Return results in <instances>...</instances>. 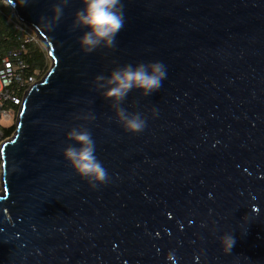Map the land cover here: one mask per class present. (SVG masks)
Returning a JSON list of instances; mask_svg holds the SVG:
<instances>
[{
    "label": "water",
    "instance_id": "95a60500",
    "mask_svg": "<svg viewBox=\"0 0 264 264\" xmlns=\"http://www.w3.org/2000/svg\"><path fill=\"white\" fill-rule=\"evenodd\" d=\"M2 1L51 67L1 146L0 264H264V0H123L117 47L91 54L78 44L87 29L69 30L81 0L54 31L40 21L55 0ZM153 61L167 78L151 96L129 93L123 107L149 120L127 133L92 81ZM86 111L112 177L96 190L62 156Z\"/></svg>",
    "mask_w": 264,
    "mask_h": 264
},
{
    "label": "clouds",
    "instance_id": "9594fccd",
    "mask_svg": "<svg viewBox=\"0 0 264 264\" xmlns=\"http://www.w3.org/2000/svg\"><path fill=\"white\" fill-rule=\"evenodd\" d=\"M21 6L31 0H18ZM70 0H55L50 11L51 17L42 16L41 23L49 31H54L64 15V9ZM82 7L74 13L70 31L87 29L78 38L80 51L91 54L98 49L115 50L116 37L126 22L123 0H81ZM167 78V67L161 61L139 62L135 65L124 64L113 68L109 75L98 74L92 81L93 90L110 101L115 122L127 133L138 135L148 126L149 116L145 113L130 112L123 107L130 92L138 90L143 97L158 92ZM158 116L156 108L151 109V118ZM74 120L84 123L75 124L66 133V139L72 143L62 149V156L74 173L87 183L90 189L108 185L112 177L102 161L96 155V142L87 126L96 120L92 111L76 114ZM111 121L113 117H108ZM244 219V218H243ZM224 253L229 254L236 243L232 233L218 237ZM167 260H173L169 252Z\"/></svg>",
    "mask_w": 264,
    "mask_h": 264
},
{
    "label": "built area",
    "instance_id": "2783aa9c",
    "mask_svg": "<svg viewBox=\"0 0 264 264\" xmlns=\"http://www.w3.org/2000/svg\"><path fill=\"white\" fill-rule=\"evenodd\" d=\"M15 27L23 33V45L13 50L3 58V67L0 69V151L7 140L5 131L13 127L17 121L20 107L27 93L42 80L41 70L30 71L29 65L22 58L25 46L35 44L43 48V43L34 31L25 24L17 23ZM46 74V73H45ZM2 172V159L0 153V176Z\"/></svg>",
    "mask_w": 264,
    "mask_h": 264
},
{
    "label": "trees",
    "instance_id": "16d2710c",
    "mask_svg": "<svg viewBox=\"0 0 264 264\" xmlns=\"http://www.w3.org/2000/svg\"><path fill=\"white\" fill-rule=\"evenodd\" d=\"M17 23L23 24L16 18L12 8L0 0V69L3 67V58L23 45V33L15 27ZM25 48L22 58L29 65L30 71L38 69L44 72L47 68V55L43 48L33 43L26 45ZM15 131V126L6 130L5 139H9Z\"/></svg>",
    "mask_w": 264,
    "mask_h": 264
},
{
    "label": "rangeland",
    "instance_id": "374dc122",
    "mask_svg": "<svg viewBox=\"0 0 264 264\" xmlns=\"http://www.w3.org/2000/svg\"><path fill=\"white\" fill-rule=\"evenodd\" d=\"M4 3H6V2H4ZM7 4V3H6ZM8 5V4H7ZM43 47V50L46 52V55H47V68H46V70L43 72V76L45 75V73L49 70V68L51 67V59H50V57L48 56V53H47V50H46V48H45V46L43 45L42 46ZM16 124H17V121H15L14 122V124H13V127L15 126L16 127ZM13 136V135H12ZM11 136V137H12ZM10 137V138H11ZM0 191H1V183H0Z\"/></svg>",
    "mask_w": 264,
    "mask_h": 264
}]
</instances>
